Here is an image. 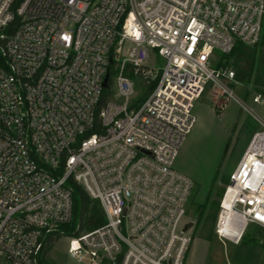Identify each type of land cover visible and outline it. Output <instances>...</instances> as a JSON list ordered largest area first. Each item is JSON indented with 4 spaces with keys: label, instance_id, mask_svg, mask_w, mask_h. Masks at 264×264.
Masks as SVG:
<instances>
[{
    "label": "built area",
    "instance_id": "built-area-1",
    "mask_svg": "<svg viewBox=\"0 0 264 264\" xmlns=\"http://www.w3.org/2000/svg\"><path fill=\"white\" fill-rule=\"evenodd\" d=\"M262 27L264 0H0V264L46 260L47 238L72 220L69 181L105 219L66 237L73 260L183 264L193 182L173 164L209 85L261 127L228 176L214 233L236 244L264 229V122L221 62ZM150 53L161 69L145 65ZM127 66L155 82L138 106Z\"/></svg>",
    "mask_w": 264,
    "mask_h": 264
},
{
    "label": "rangeland",
    "instance_id": "rangeland-1",
    "mask_svg": "<svg viewBox=\"0 0 264 264\" xmlns=\"http://www.w3.org/2000/svg\"><path fill=\"white\" fill-rule=\"evenodd\" d=\"M221 62L235 72L234 55L226 56ZM145 65L159 70L163 61L150 53ZM130 79L135 86L136 101L145 88L133 74ZM230 88L238 100L264 119V100L257 104L251 102L253 94L258 93L252 83L237 82ZM192 114L195 123L173 164L175 171L193 182L182 221L184 231L191 239L183 264H264V229L248 228L236 244L222 243L214 233L218 205L228 176L252 133L261 130V127L240 108L235 99H225L210 85L194 102ZM66 237L69 236L55 242L46 255L47 261L50 264H85L68 255Z\"/></svg>",
    "mask_w": 264,
    "mask_h": 264
},
{
    "label": "trees",
    "instance_id": "trees-1",
    "mask_svg": "<svg viewBox=\"0 0 264 264\" xmlns=\"http://www.w3.org/2000/svg\"><path fill=\"white\" fill-rule=\"evenodd\" d=\"M21 0H14V7ZM231 55L235 56V80L237 82L252 83L262 98H264V27H262L258 41L252 46L237 44L232 50ZM129 78H132V71L127 66L125 71ZM142 92L138 100H134L135 105H139L150 93L152 86H146L143 82ZM247 95V92H246ZM105 98L108 94H105ZM224 183L226 181L224 180ZM69 188L72 191V220L69 225L61 226L59 232L47 238L44 254L47 255L57 240L64 236L76 237L83 232L92 231L101 227L105 223L104 215L100 204L88 197L82 188L69 181ZM42 264H50L47 259Z\"/></svg>",
    "mask_w": 264,
    "mask_h": 264
},
{
    "label": "water",
    "instance_id": "water-1",
    "mask_svg": "<svg viewBox=\"0 0 264 264\" xmlns=\"http://www.w3.org/2000/svg\"><path fill=\"white\" fill-rule=\"evenodd\" d=\"M107 80H108V75H106V77L103 81V88H107Z\"/></svg>",
    "mask_w": 264,
    "mask_h": 264
},
{
    "label": "crops",
    "instance_id": "crops-1",
    "mask_svg": "<svg viewBox=\"0 0 264 264\" xmlns=\"http://www.w3.org/2000/svg\"><path fill=\"white\" fill-rule=\"evenodd\" d=\"M257 115V114H256ZM258 116V115H257ZM258 118L262 121V122H264V119H261L259 116H258Z\"/></svg>",
    "mask_w": 264,
    "mask_h": 264
}]
</instances>
